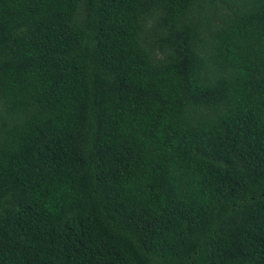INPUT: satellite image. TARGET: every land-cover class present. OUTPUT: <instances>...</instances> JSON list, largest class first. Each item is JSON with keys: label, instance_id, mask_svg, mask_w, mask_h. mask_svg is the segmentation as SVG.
Returning <instances> with one entry per match:
<instances>
[{"label": "trees", "instance_id": "obj_1", "mask_svg": "<svg viewBox=\"0 0 264 264\" xmlns=\"http://www.w3.org/2000/svg\"><path fill=\"white\" fill-rule=\"evenodd\" d=\"M0 264H264V0H0Z\"/></svg>", "mask_w": 264, "mask_h": 264}]
</instances>
